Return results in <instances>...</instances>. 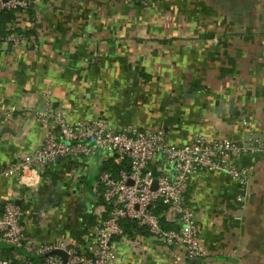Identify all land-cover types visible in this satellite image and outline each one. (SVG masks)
Here are the masks:
<instances>
[{"label":"crops","instance_id":"obj_1","mask_svg":"<svg viewBox=\"0 0 264 264\" xmlns=\"http://www.w3.org/2000/svg\"><path fill=\"white\" fill-rule=\"evenodd\" d=\"M31 4V16L28 9L7 27L33 33L0 41V115L11 113L0 128V163L43 140L34 111L48 90L74 119L100 117L115 128L133 123L163 131L172 144L196 133L240 141L248 135L244 122L264 140V0ZM100 161L103 167L100 155L57 159L35 188L1 178L0 207L14 199L29 238L64 241L87 255L100 217L92 193ZM237 164L251 173L243 208L242 187L224 173L201 171L188 183L202 258L190 259L182 246L164 245L144 229L114 238L116 264H264V153ZM14 253L0 241L1 257Z\"/></svg>","mask_w":264,"mask_h":264},{"label":"built area","instance_id":"obj_2","mask_svg":"<svg viewBox=\"0 0 264 264\" xmlns=\"http://www.w3.org/2000/svg\"><path fill=\"white\" fill-rule=\"evenodd\" d=\"M31 3L0 0V11L19 10L21 16ZM15 25L12 23V27ZM22 39L10 34L2 41L18 43ZM50 93L46 92L43 107L34 111L35 119L45 128L43 140L33 152L0 163V179L35 188L39 177L57 159L74 161L104 152L106 164L92 189L100 213L94 245L85 255L64 241L47 243L29 238L22 223L24 210L14 199H8L0 207V241L15 253L0 256V264H116L114 238L124 234L121 220L135 222L164 245L182 246L190 259L202 258L205 251L201 229L186 198L190 179L201 171L221 172L236 181L242 187L238 201L244 207L251 173L237 162L243 155L264 153V140L254 133L252 122L243 123L248 135L240 141L196 133L185 143L172 144L163 131L133 123L115 128L100 117L74 119L53 104ZM10 119V112L1 114L0 128ZM107 165L118 166L117 173L113 174ZM159 203L165 207L161 212ZM165 224L174 226L166 228ZM56 249L66 253L65 262L61 256L50 254Z\"/></svg>","mask_w":264,"mask_h":264},{"label":"trees","instance_id":"obj_3","mask_svg":"<svg viewBox=\"0 0 264 264\" xmlns=\"http://www.w3.org/2000/svg\"><path fill=\"white\" fill-rule=\"evenodd\" d=\"M32 2V0H30ZM32 4L30 5L29 9V13L31 16L32 13ZM27 9V10H28ZM19 11V10H18ZM18 11L16 10H9V9H3L0 11V41L5 39L7 36H9L10 34H14V35H18V36H23V38L26 36L28 37L30 34H32L33 32L29 29L28 31H19L20 29H14V30H10L8 29V25L15 23L18 16ZM31 18V17H30ZM12 42V41H9ZM106 168H110V171L113 174L117 173L118 170V166L116 165H107ZM164 206L159 203V207H158V211H163L164 210ZM120 225L123 228L124 234H132L135 233L137 231H145L143 227H139L137 226V224L133 221H129V220H121L120 221ZM166 228H171L170 225L165 224Z\"/></svg>","mask_w":264,"mask_h":264},{"label":"water","instance_id":"obj_4","mask_svg":"<svg viewBox=\"0 0 264 264\" xmlns=\"http://www.w3.org/2000/svg\"><path fill=\"white\" fill-rule=\"evenodd\" d=\"M102 168L103 167H102L101 161H100V167L98 168V174L102 170ZM155 187H156V184H155V181H154L152 188L154 189ZM50 254L61 256L64 262L66 260V253L63 250H61V249L53 250V251L50 252Z\"/></svg>","mask_w":264,"mask_h":264},{"label":"rangeland","instance_id":"obj_5","mask_svg":"<svg viewBox=\"0 0 264 264\" xmlns=\"http://www.w3.org/2000/svg\"><path fill=\"white\" fill-rule=\"evenodd\" d=\"M98 155H100V156H103V157H104V156H105V153H104V152H99V153H98Z\"/></svg>","mask_w":264,"mask_h":264}]
</instances>
